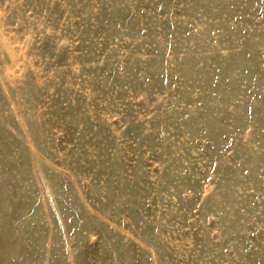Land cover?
<instances>
[{"label": "rangeland", "instance_id": "374dc122", "mask_svg": "<svg viewBox=\"0 0 264 264\" xmlns=\"http://www.w3.org/2000/svg\"><path fill=\"white\" fill-rule=\"evenodd\" d=\"M0 264H264V0H0Z\"/></svg>", "mask_w": 264, "mask_h": 264}]
</instances>
